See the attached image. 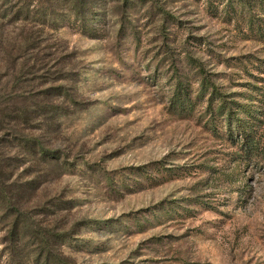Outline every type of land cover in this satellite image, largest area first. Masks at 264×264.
<instances>
[{"label": "rangeland", "instance_id": "obj_1", "mask_svg": "<svg viewBox=\"0 0 264 264\" xmlns=\"http://www.w3.org/2000/svg\"><path fill=\"white\" fill-rule=\"evenodd\" d=\"M129 1L88 20L93 35L59 0L6 6L18 3L0 21V264H264L261 8ZM178 79L193 102L205 79L247 104L254 152L221 133L225 116L214 131L208 93L177 112ZM58 86L64 97L42 94ZM27 139L62 158L33 157Z\"/></svg>", "mask_w": 264, "mask_h": 264}, {"label": "trees", "instance_id": "obj_2", "mask_svg": "<svg viewBox=\"0 0 264 264\" xmlns=\"http://www.w3.org/2000/svg\"><path fill=\"white\" fill-rule=\"evenodd\" d=\"M51 1V0H49ZM225 0H221L222 3H224ZM59 2L62 5H65L70 12V16H73L74 23H78V26L80 29L86 33L87 35H93L95 32L90 28L88 24V20H91L89 22H92V20H98L96 16L100 15L101 10L105 7H108L109 4H115V6L119 5L120 2H122V8H132L133 3L129 0H59ZM106 4H102L105 3ZM10 0H0V21H3L6 17L10 15L9 9L14 10L16 5L18 3L11 4L10 8H7V4H10ZM226 9L228 8L230 12H234V5H240L241 8L247 9L249 11V14L251 13V9L254 7H260L261 12L264 14V4H261L260 6H256L255 4H250L247 2V0H226L225 4ZM102 6V7H101ZM120 7V6H117ZM113 8H115L113 6ZM8 9V10H7ZM15 13L19 14V10H16ZM47 17H52V12H50ZM250 17L254 21H261L262 18L255 17L254 14H250ZM72 19V18H71ZM249 20L250 29L252 27H255L258 35L263 36L264 30H262L261 26L258 24H253L252 20ZM70 18L67 20L69 21ZM87 20V21H85ZM51 21L52 27H56V25H61L62 23L58 18H55ZM97 22V21H96ZM43 23V22H42ZM46 22H44L45 24ZM11 24H13V21L11 20ZM41 24V25H44ZM63 25V24H62ZM123 31V29H121ZM263 65V71H264V63ZM259 69V68H258ZM205 93H208V99L207 101V108L210 115V123L211 127L214 128V131L217 133L222 128L223 130V118L225 116V131H221V133L226 134V137L229 139L236 138L237 144L245 150L246 153L254 152L255 150V139L252 136L253 128H255V124L252 123V121L248 118L253 117L251 115L250 108H247V104L238 105L235 102L225 100L223 95L217 93L216 90L213 89V86L211 88V85H207V81L203 79L201 81V86L199 89L195 91V100L191 99V90L189 86L183 85L181 82H179V79L175 83V89L172 99V105L175 108V110L179 113L185 112V113H191L194 109L195 103H198L201 101V99L204 97ZM42 94L45 95V98L48 97H56L61 98L64 97L65 92H63V88L61 86L55 87V88H49L48 90L44 91ZM205 101V100H202ZM218 101H221L219 104H217ZM216 107V110L213 109ZM42 114H50L57 115L54 109H51L49 106L42 108ZM241 115L245 118H242ZM248 119V120H247ZM253 119V118H252ZM234 129V131H232ZM31 142L29 154L33 157H38L39 159H46L49 161V164H57L62 156L60 155L59 150H52L47 151L42 148L41 143L38 139H27L24 140L23 147L28 145V143ZM25 148V147H24ZM175 169L166 170V172H169L168 175H177L175 173ZM18 222H14L13 227L11 228L10 233L16 234L17 230H19Z\"/></svg>", "mask_w": 264, "mask_h": 264}]
</instances>
